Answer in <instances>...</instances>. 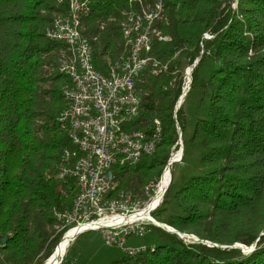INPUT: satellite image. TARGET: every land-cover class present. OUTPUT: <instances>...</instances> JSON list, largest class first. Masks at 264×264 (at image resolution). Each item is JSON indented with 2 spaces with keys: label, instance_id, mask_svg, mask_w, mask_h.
<instances>
[{
  "label": "trees",
  "instance_id": "obj_1",
  "mask_svg": "<svg viewBox=\"0 0 264 264\" xmlns=\"http://www.w3.org/2000/svg\"><path fill=\"white\" fill-rule=\"evenodd\" d=\"M161 1L159 29L169 39L153 41L137 83L142 104L134 125L152 133L159 119L162 139L138 163L116 166L110 197L131 195L144 205L154 195L146 186L159 185L180 149L177 122L185 157L187 117L176 106L185 70L198 60L191 88L203 82L210 117L197 120L190 141L203 147L200 166L208 171L185 176L173 190L174 158L171 183L151 215L199 240L149 223L146 249L122 252L110 264H264V0ZM86 3L84 35L104 68L124 56L123 23L141 5ZM68 6V0H0V264H44L66 231L57 232L53 209L70 207L78 193L73 178L59 177L69 144L59 120L67 106L63 87L71 82L58 70L66 46L46 35Z\"/></svg>",
  "mask_w": 264,
  "mask_h": 264
},
{
  "label": "built area",
  "instance_id": "obj_2",
  "mask_svg": "<svg viewBox=\"0 0 264 264\" xmlns=\"http://www.w3.org/2000/svg\"><path fill=\"white\" fill-rule=\"evenodd\" d=\"M86 1L68 0L66 12L58 14L46 31L50 40L66 46L58 70L71 82L63 87L67 106L60 113L59 120L67 125L69 144L60 154L59 177L73 178L78 189L71 206L63 210L55 208L53 215L58 222L57 232L66 230L63 238L72 228L83 224L125 218L124 221L80 230L72 241L85 231L102 230L108 244L116 245L123 253L133 256L144 251L146 246L128 245V238L147 235L150 231L148 224L155 222L154 219L132 220L130 216L144 208L153 196L143 205L140 198L131 195L110 197V193L118 184L116 166L138 163L143 156L153 154L162 139L159 119L154 120L152 133L136 127L134 123L142 104L137 83L152 60L149 53L153 41L156 38L169 39L159 29V23L164 19V7L161 0L153 5L135 0L140 2L141 8L129 12L122 27L126 44L124 56L100 68L96 65L93 44L84 35L82 22L89 13ZM205 37L212 36L206 33ZM197 62L185 70L183 93L177 106L183 103L191 87L192 72ZM182 142H178L180 147ZM153 186L154 183L146 186L147 194L150 190L156 191ZM147 220L148 223H143ZM182 237L199 240L188 234Z\"/></svg>",
  "mask_w": 264,
  "mask_h": 264
},
{
  "label": "rangeland",
  "instance_id": "obj_3",
  "mask_svg": "<svg viewBox=\"0 0 264 264\" xmlns=\"http://www.w3.org/2000/svg\"><path fill=\"white\" fill-rule=\"evenodd\" d=\"M201 83L195 85L193 88H189L182 103L183 111L187 117L184 137L186 154L183 158L184 145L182 154H180V150L174 153L175 158L177 157V161L173 167V190H177L181 186L185 176L204 174L208 171V169L200 166L203 147L200 144H195L190 141L197 120L210 117L209 97L205 95L204 88ZM172 163H174V161L171 162V164ZM170 177L172 179V172ZM158 186L153 187L154 189H158ZM155 194L156 193H154L153 197L151 198V202L153 201ZM150 201L148 202L149 204L151 203ZM143 223H148V220L144 221ZM148 239L149 238L147 235L141 237L132 236L128 238L127 244L145 245ZM120 253H122V250L118 246L107 243L106 237L102 230H88L81 233L71 242L65 254L63 255V258L65 264H110L112 259ZM49 259L44 264H46Z\"/></svg>",
  "mask_w": 264,
  "mask_h": 264
},
{
  "label": "bare ground",
  "instance_id": "obj_4",
  "mask_svg": "<svg viewBox=\"0 0 264 264\" xmlns=\"http://www.w3.org/2000/svg\"><path fill=\"white\" fill-rule=\"evenodd\" d=\"M181 151V150H180ZM182 152V151H181ZM175 155H173V159H172V162L175 160ZM171 164V163H170ZM170 167V166H169ZM170 175H171V168H167L160 183H159V186H158V189L157 191L155 192V197L153 198V201L149 204H147L144 208L140 209L138 212L136 213H133V218H132V215L130 216V218L132 220H135L136 218H139V219H153L152 218V215H151V211L153 209H155L156 207H158V205L161 203L162 201V198L166 192V189L168 188L170 182H169V179H170ZM169 183V184H168ZM155 219V218H154ZM121 221H124L125 218H116V219H112V220H104V221H101L99 223H87V224H83L81 226H79L78 228H72L68 233L67 235L63 238V240L61 241V245L58 246V248L56 249L55 253L50 257L49 261L46 263V264H59L61 258L63 257V255L65 254L67 248L69 247L71 241H72V238L74 235H76L80 230H83V229H86V228H89L90 226H95L97 224H107L109 222H114V221H118L120 222ZM155 223H159L156 219L154 220ZM170 227V226H169ZM170 229H173L170 227ZM59 249V250H58Z\"/></svg>",
  "mask_w": 264,
  "mask_h": 264
},
{
  "label": "water",
  "instance_id": "obj_5",
  "mask_svg": "<svg viewBox=\"0 0 264 264\" xmlns=\"http://www.w3.org/2000/svg\"><path fill=\"white\" fill-rule=\"evenodd\" d=\"M196 64H198V62L196 63ZM196 66V65H195ZM194 66V67H195ZM182 105V104H181ZM181 105L180 106H177L176 107V110H179V108L181 107ZM178 126V131H179V135H180V139H179V141H180V143L182 142V130H181V127L179 126V125H177ZM183 143V142H182ZM180 150L182 151L183 150V144H182V146L180 147ZM183 152V151H182ZM172 159L173 158H171L170 160H169V162H168V166L166 167V168H169L170 169V167H169V164L172 162ZM161 179H162V177H161ZM170 182H171V179H170ZM170 185V184H169ZM169 187V186H168ZM167 190V189H166ZM154 219V218H153ZM155 220V219H154ZM157 225H159V226H161V227H163V228H166L167 230H169V231H172V232H176V233H178V234H180L181 236H184V235H187V234H182V233H180V232H178L177 230H175V229H170V227L168 226V225H166V224H164V223H156ZM59 244H60V242H59ZM59 244H58V246H59ZM58 246H57V248H58ZM236 247H241L240 245H235ZM56 248V249H57ZM249 247H244L243 249L244 250H247Z\"/></svg>",
  "mask_w": 264,
  "mask_h": 264
}]
</instances>
